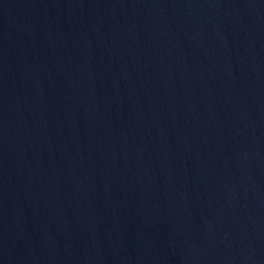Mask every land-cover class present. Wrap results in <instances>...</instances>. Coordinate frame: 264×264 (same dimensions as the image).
Instances as JSON below:
<instances>
[{
	"label": "water",
	"instance_id": "water-1",
	"mask_svg": "<svg viewBox=\"0 0 264 264\" xmlns=\"http://www.w3.org/2000/svg\"><path fill=\"white\" fill-rule=\"evenodd\" d=\"M0 264H264V0H0Z\"/></svg>",
	"mask_w": 264,
	"mask_h": 264
}]
</instances>
